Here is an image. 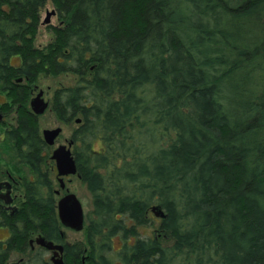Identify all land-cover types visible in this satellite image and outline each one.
I'll return each instance as SVG.
<instances>
[{
	"label": "trees",
	"instance_id": "16d2710c",
	"mask_svg": "<svg viewBox=\"0 0 264 264\" xmlns=\"http://www.w3.org/2000/svg\"><path fill=\"white\" fill-rule=\"evenodd\" d=\"M48 2L60 25L38 47ZM63 75L74 83L51 107L77 124L85 240L62 236L52 147L28 111L2 143L33 175L10 246L28 213V238L64 243V264H264V0H0V91L21 101L28 77L29 103L42 76ZM10 255L0 247V264Z\"/></svg>",
	"mask_w": 264,
	"mask_h": 264
},
{
	"label": "flooded vegetation",
	"instance_id": "af4514ba",
	"mask_svg": "<svg viewBox=\"0 0 264 264\" xmlns=\"http://www.w3.org/2000/svg\"><path fill=\"white\" fill-rule=\"evenodd\" d=\"M13 62L19 63V59L15 58ZM15 81L19 83L17 89L19 91L18 93L19 97L22 98L21 101H15V98H11L10 91H6V92L0 91V150L2 149L0 151V166L2 165L3 159L6 162L5 167H0V233L1 232L4 233L3 236H0V242H1L0 247L3 250H7V251L11 250V255L9 259L6 260L3 264H30L32 263L30 262L31 261L30 257L34 252L35 254H40L41 255L40 257L44 259L42 261H44L46 264H55V260L58 259L57 256L55 255V250L48 249L42 245H39L36 242V238L42 235L37 234L34 237L28 238V213L26 217L24 243L19 246L18 241H15L13 246L9 245V240L12 239L14 233V230L12 229V225H15V221L17 220L16 218L17 214L22 209V203L28 202V197H26L24 193L22 184H28V178L32 180L33 175L31 174L28 168V163L20 162L21 160L17 158L13 160L15 161V163H18L17 167H15V165H13L10 162L12 156L14 155V152L11 148L7 149L5 145L2 143L7 139L8 134L14 136L21 135L20 133L21 124L28 123V111L33 114H36L32 109L31 101L34 97L38 95L37 94L35 96V91H34L37 88H34V90L32 89L30 91V97L28 103V91L26 93V91L24 90V89L28 90V77H18L15 79ZM43 97L45 98V94H43ZM2 98L3 100H1ZM47 101L51 103L50 100ZM18 130L19 133L17 134ZM42 135H43V131H42ZM53 146L54 145H51L52 147L51 158H52V152L55 149L53 148ZM2 154L5 155V157H3ZM53 161L55 162V160ZM54 169H55V178H57V181L59 182L56 162ZM71 176L72 175H67L64 177L65 184H66V180L68 181ZM76 176L81 179L79 174H76ZM67 193H69L68 190ZM56 194L58 195L59 193L56 192ZM62 226L64 225L62 224ZM61 233L64 239L66 240L65 232L63 229L61 230ZM51 241H54L55 244L61 243L64 245V243L62 242H57L55 240H51ZM18 246L19 248H17ZM19 249L23 250L24 254H22V252H20ZM41 249L43 250L42 252L38 251ZM48 253L52 254L50 260L46 257V254ZM63 259H64V252H63ZM114 264L117 263L115 262ZM120 264H125V263L120 261Z\"/></svg>",
	"mask_w": 264,
	"mask_h": 264
},
{
	"label": "rangeland",
	"instance_id": "374dc122",
	"mask_svg": "<svg viewBox=\"0 0 264 264\" xmlns=\"http://www.w3.org/2000/svg\"><path fill=\"white\" fill-rule=\"evenodd\" d=\"M54 9H55V7H54L53 3L48 2L41 12V22H40V26H39L38 35L36 38V45L38 47H43L48 42H50L52 40L53 33L51 31V28H49V26L60 25V21L58 19L57 14L51 16L50 24H46V23L44 24L43 23L47 17V13L51 12ZM72 83H74V81H73V78L71 76H66V75H63L60 77L42 76L39 79L38 83L35 84L32 89L34 90V88H37L36 90H34L35 96L40 92V90H43L44 94H45V99L51 101V99L53 97L54 90L56 89V87H58L60 85H66V84H72ZM1 100H3V98ZM39 121H40L41 132L44 129H53V128H56L58 126L62 127V133L59 136V138L57 139L56 144L53 146V148H56L61 144H68L70 139H71L72 131L77 126V124L75 122H73L71 124H65V123L59 121L57 119L55 113L52 110L51 103H50V106L48 107V109L45 111V113L39 116ZM96 145H97L96 147H100L99 143H97ZM2 156L5 157V155H3V154H2ZM5 164H6V162L3 159L2 165L0 167H5ZM54 179H55V190L60 191V193L57 195L58 200L62 196H64L68 190L69 192L77 194V196L79 197V199L81 200V202L83 204L85 215L87 212H89L93 208L91 193L87 189V186L76 175H72L68 181L66 180V184H65L64 188H61L59 182L57 181V178H55V174H54ZM153 215H154L155 219H158V221L160 220V217H157L155 215V213H153ZM62 229L65 232V238L68 242L84 241L85 240L86 229H83L81 231H76V230H73V229H70V228H67L64 226H62ZM152 231H153V229H151L149 227H147V228L141 227L140 228L141 235H145L146 233L152 234ZM3 235H4V233L1 232L0 236H3ZM121 245H122L121 239L119 237L116 238L114 241L115 248L118 249L121 247ZM51 256H52L51 253L46 254V257L49 260L51 259ZM115 262L117 264H120V261L118 260V258L115 259ZM86 264H88V263H86Z\"/></svg>",
	"mask_w": 264,
	"mask_h": 264
},
{
	"label": "water",
	"instance_id": "95a60500",
	"mask_svg": "<svg viewBox=\"0 0 264 264\" xmlns=\"http://www.w3.org/2000/svg\"><path fill=\"white\" fill-rule=\"evenodd\" d=\"M56 15V10H52L47 13V17L44 20V24H50L51 16ZM44 91L40 90L38 95L31 101L32 109L37 115H42L48 109L50 103L43 97ZM77 123L81 122V119L76 120ZM62 133V127L58 126L53 129H44L43 137L48 145H55L57 139ZM73 140H70L68 144H61L56 147L52 152V159L56 162L58 171V179L61 188L65 187L64 177L67 175H76L78 173L77 163L72 151ZM60 193V191H56ZM58 215L61 223L68 228L76 231H81L85 228V211L83 204L77 194L69 192L62 196L58 200ZM152 211L157 217L165 218L166 214L160 205L152 207ZM36 242L48 249L55 250V255L58 259L55 260V264H64L63 244H55L54 241L46 239L44 236H38Z\"/></svg>",
	"mask_w": 264,
	"mask_h": 264
}]
</instances>
